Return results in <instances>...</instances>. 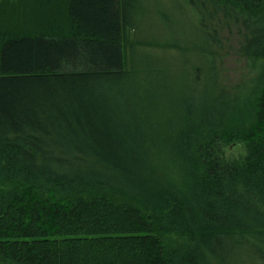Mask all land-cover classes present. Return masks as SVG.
<instances>
[{
  "label": "trees",
  "instance_id": "trees-1",
  "mask_svg": "<svg viewBox=\"0 0 264 264\" xmlns=\"http://www.w3.org/2000/svg\"><path fill=\"white\" fill-rule=\"evenodd\" d=\"M142 1L0 0V264H264V0Z\"/></svg>",
  "mask_w": 264,
  "mask_h": 264
},
{
  "label": "rangeland",
  "instance_id": "rangeland-1",
  "mask_svg": "<svg viewBox=\"0 0 264 264\" xmlns=\"http://www.w3.org/2000/svg\"><path fill=\"white\" fill-rule=\"evenodd\" d=\"M141 5L142 8H144L143 14L145 15L146 21L148 23H153V21H155V29H153V31L155 30L156 33L157 31H162L161 33L164 34V38H166L168 41H181L190 36L189 32L191 28L187 23L188 18L186 13L178 5V0H143ZM186 8L191 14H193L191 7L186 6ZM24 13L26 14V12ZM15 14L18 17H21L22 9L15 10ZM27 14L29 13L27 12ZM17 27H21L22 29L21 25H18ZM148 31L149 30L144 28V30H142V34L148 36L151 34V31ZM128 37L130 39L132 37V33H128ZM228 37H230V35ZM231 38V41L224 44V48L220 47L217 49L218 54L215 55L217 58L218 68L222 74L223 82L227 84V86H234L240 82V80H242V77L244 78V76H248L247 61L238 53V45L235 38L232 36ZM172 49L173 48H170V50L167 49L168 51H165L164 53V55L171 59V61L173 58L176 59L177 57L176 49ZM245 146L246 145H244V142L236 141L233 144L225 147L223 154L228 160L242 161L246 155ZM160 239L166 243L171 241L177 244H182V241L184 240L182 237L176 234L165 235Z\"/></svg>",
  "mask_w": 264,
  "mask_h": 264
}]
</instances>
